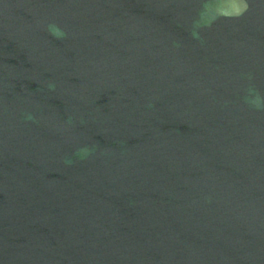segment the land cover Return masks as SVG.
Instances as JSON below:
<instances>
[{
  "label": "water",
  "instance_id": "obj_1",
  "mask_svg": "<svg viewBox=\"0 0 264 264\" xmlns=\"http://www.w3.org/2000/svg\"><path fill=\"white\" fill-rule=\"evenodd\" d=\"M0 264H264V0H0Z\"/></svg>",
  "mask_w": 264,
  "mask_h": 264
}]
</instances>
